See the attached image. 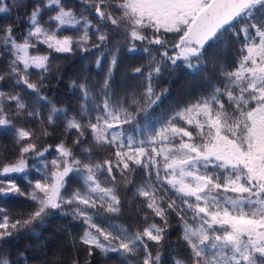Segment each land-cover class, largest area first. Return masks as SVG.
<instances>
[{
  "label": "snow or ice",
  "instance_id": "snow-or-ice-1",
  "mask_svg": "<svg viewBox=\"0 0 264 264\" xmlns=\"http://www.w3.org/2000/svg\"><path fill=\"white\" fill-rule=\"evenodd\" d=\"M77 2L87 5L82 11L88 15L77 17L64 0H34L23 34L15 31L19 17L0 27V59L7 57L0 70V134L19 146L18 159L0 166V201L32 202L30 211L15 215L0 207V264L27 259L23 253L10 259V245L36 235L56 213L81 225L73 243L84 246V264H92L97 250L105 258L115 254L121 264L136 256L141 264H264V0ZM22 7V0H0V13L9 16ZM68 27L82 34L60 35ZM141 52L148 63L121 73L122 81L139 79L130 89L118 84L125 54ZM53 53L65 60L79 54L85 63L94 55L98 69L107 61L102 82L69 76L79 101L73 115L44 94ZM31 69L37 70L35 82ZM55 74L58 83L63 80L59 65ZM182 77L192 90L179 92L175 104L157 112L170 94L161 81L173 85ZM41 102L48 106L46 118L37 107ZM19 119L63 124L75 137L71 146L61 139L39 149L35 131L18 127ZM40 131L51 136L46 127ZM100 149L113 150V158L95 161ZM138 169L145 182L136 186ZM129 185L150 211L144 221H153L142 231L113 220L122 213L120 193ZM171 213L181 228L176 241L168 238Z\"/></svg>",
  "mask_w": 264,
  "mask_h": 264
},
{
  "label": "trees",
  "instance_id": "trees-1",
  "mask_svg": "<svg viewBox=\"0 0 264 264\" xmlns=\"http://www.w3.org/2000/svg\"><path fill=\"white\" fill-rule=\"evenodd\" d=\"M12 3H16L17 0H11ZM23 4L26 5L20 9H12L11 16L6 13H0V27L8 24H12L14 19L19 17L16 20L15 31L17 34H23L27 29L28 25L26 23L27 16L26 12H30L32 9V4L34 0H22ZM66 7L73 8V11L76 13L77 17L81 14L88 15L87 12H83L82 9L86 8L87 5H82L77 0H64ZM53 13H49L51 15ZM89 19H94V17L89 16ZM82 33L77 32L75 29L70 27L66 28L60 35H71L78 36ZM95 38L93 37V40ZM227 45H222V50H225ZM46 52V47L41 45L39 46V53L43 54ZM31 54H37L32 52ZM150 57L145 53H138L135 56H127L125 54L124 59L122 60L119 71L116 75L117 83H126V85L131 88L133 84L139 79V77H133L129 75L127 81H122L121 73L128 69L130 72L131 68L140 66L141 64H147ZM231 60V56H229ZM7 57L0 59V70L6 67ZM106 63L104 68H96L95 66V56H90L87 63L84 62L83 57L79 54L72 56L70 59L65 60L62 56L53 53L51 56V64L53 67V72L49 75L48 80L45 81L48 84V87L44 90V94L52 100V102L58 108H68L69 115H73L76 111L79 110V101L76 98V95L73 94V91L69 88V76H76L77 74L87 75L91 78L102 82L104 71L106 70ZM59 65L61 67V75L63 80L59 83L57 82V75L55 74V66ZM32 75L30 77L32 82H35L38 79L37 70L31 69ZM187 78L182 77L181 80L173 85H169L167 81H161L159 87H170V94L163 98L162 103L156 109L159 112L161 109L168 110L170 105H173L177 101V96L179 92L186 90H192L190 84H186ZM186 86V87H182ZM23 87V86H20ZM5 91L9 90V86H4ZM159 90V89H158ZM19 91V88L13 90ZM195 95V92L193 91ZM78 95V94H77ZM33 94L30 91L25 92V99L28 102H31ZM226 99V98H225ZM43 105V106H42ZM5 107H10V105L5 104ZM14 107V106H11ZM43 117L48 115V106L44 105V102H41V105L37 106ZM31 110V109H29ZM95 115V113H93ZM18 127H25L27 129L34 130L36 135L33 137V142L37 143V147L42 149L48 145H56L60 143L61 139L65 140V143L71 146L72 138L75 137V132L66 133L63 124L60 126H48L46 124V119L44 124H41L37 120H32L25 122L23 119L16 121ZM43 127L47 128V131L51 133L49 137L41 136V129ZM87 145H85L86 147ZM55 153H52L48 156V159L51 160ZM19 157V146H16L13 142L11 135L0 134V166L3 163H12L15 162ZM83 159V157H81ZM113 158V150L110 149H100L93 156L95 161L102 162L105 159ZM33 161L28 160L29 167H31ZM33 179L39 178V176L33 171L31 173ZM121 178L117 175V180ZM133 179L135 180L136 186H139L145 182L144 173L141 170H137V173L134 175ZM17 183L28 190L27 185L23 179H17ZM78 183H74L73 187H79ZM107 186V185H105ZM135 192V187L129 185L127 189L121 190V198L123 201L122 204V213L116 217H113V220L116 224L121 225L124 228L129 229L130 231L143 230L148 223L153 221L149 219L147 222L144 221V214L150 211L146 209L144 199L142 197H134L133 193ZM160 195H164L163 192ZM169 195L174 197V193H169ZM131 202V203H129ZM32 202L23 197H15L7 201H0V207H3L9 213L15 215L20 211H30ZM170 224L173 225L171 231L168 234V238L172 241H176L181 234V228L179 226V219L175 213H171L169 217ZM156 223H159V218H156ZM103 226V224H102ZM67 229V231H65ZM81 225L73 221L70 216L66 217L58 213L53 214L48 217L46 225L39 226L37 228V233L34 236H28L21 238L18 242H14L10 245L8 251H10V259H18V254L23 253L24 258H19V264H73L74 260H79L80 264H84V261L87 259V254L84 250V246L78 242L73 243V238H78L81 233ZM43 242V245H42ZM183 251V245H181ZM158 249L153 248L152 251L155 253ZM171 252V249L165 250V255ZM110 258H105L97 250L95 255L91 258L92 264H121L117 260L115 254H109ZM186 259V256L184 257ZM142 257L136 256L129 258L124 264H141Z\"/></svg>",
  "mask_w": 264,
  "mask_h": 264
}]
</instances>
